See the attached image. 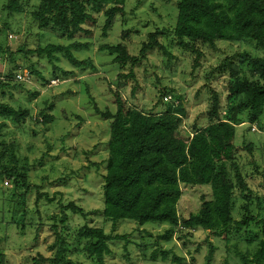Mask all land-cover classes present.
I'll use <instances>...</instances> for the list:
<instances>
[{"label": "rangeland", "instance_id": "1", "mask_svg": "<svg viewBox=\"0 0 264 264\" xmlns=\"http://www.w3.org/2000/svg\"><path fill=\"white\" fill-rule=\"evenodd\" d=\"M9 1L0 0V75L12 65L9 66L7 54L20 49L32 54L13 57L17 71L29 72L32 67L45 81L34 75L32 84H18L21 82L14 80L15 83L0 88V101L26 111V117L18 123L0 118V155L4 149L0 167L15 168L17 175L25 179L15 183L0 176V264H51L58 247L53 225L67 248L59 264H95L83 251L85 240L77 237L84 226L127 236L126 244L122 240L111 242L104 264H176L170 257L162 260L158 254L151 261L150 255L159 249L170 250L183 259L181 264H243L239 256L249 257L262 236V225L257 221L264 222V117L258 121L259 128L255 123L249 124L247 113L241 112L232 141L239 148L234 155L239 172L246 176L253 194L261 195L249 206L256 222L231 232L226 240L202 230L189 234L174 230L169 241H156L167 225L146 223L138 227L121 220L111 230L102 219L101 176L107 158L109 123L94 113L93 104L101 111L114 113L111 91H116L128 107L159 113L166 110L163 97H168L172 107L182 103V125L190 133L192 127L208 124L212 94L218 97L219 119L229 117V76L226 69L218 68L221 63L228 59L244 70L246 62L240 63L238 55L264 57V51L248 40L219 41L215 49H210L200 41L184 39L200 54L195 57L190 49L178 47L171 35L178 0H126L124 15L115 20L106 37L101 35L103 17L99 14L95 15L98 24L92 36L76 40L86 44V48L73 49V55L78 60L89 59L95 70L72 68L62 55L53 54L55 60L50 62L45 55L37 56L34 52L49 44L70 43L51 30L36 28L29 13L37 0H15L17 12L7 10ZM156 30L160 32L157 41L167 55L151 50L132 68V78L117 80L118 74L128 75L129 66L119 67L99 46L122 42L130 56L139 57L148 35ZM51 80L59 83L50 86ZM42 113L51 116L52 121L42 123ZM249 144L251 152L242 148ZM229 163L225 165L232 177ZM210 195L207 185L182 188L177 214L186 218L196 213L201 198L209 200ZM239 199L238 196L234 201L231 213L235 220L241 214ZM70 203L80 211L66 209ZM63 215L66 221L62 224L59 220ZM210 246L214 252L207 262Z\"/></svg>", "mask_w": 264, "mask_h": 264}, {"label": "trees", "instance_id": "2", "mask_svg": "<svg viewBox=\"0 0 264 264\" xmlns=\"http://www.w3.org/2000/svg\"><path fill=\"white\" fill-rule=\"evenodd\" d=\"M125 1L37 0L29 13L36 28L51 30L70 43L49 44L34 52L37 56L45 55L50 62L55 60L53 54H59L72 68L89 67L95 70L89 59L78 60L73 55V49L86 48V44L76 40L92 36L93 28L98 24L95 15L99 14L103 17L101 35L106 37L115 20L124 15ZM6 8L11 12L19 11L15 0H10ZM176 10L171 35L178 47L190 49L195 57L199 58L200 54L184 39L200 41L210 49H215V43L219 41L248 40L255 42L257 47L264 51V0H178ZM159 35L160 32L157 30L148 35L147 43L143 44L139 51V57L130 56L122 42L101 45L99 50L106 51L112 56L119 67L129 66L128 75L118 74L117 80L132 78V68L147 52L157 49L167 55L164 47L157 41ZM29 54L32 53L20 49L14 54L10 52L7 54L9 66L12 65L4 75H0V88L15 83L14 76L19 68L13 64V57L16 55L26 57ZM238 58L240 63L246 62L244 70L228 59L218 67L226 69L229 76L228 119H219L218 97L212 94L208 124L202 128L192 127L190 133H187L182 125L185 111L181 102L173 107L169 102L165 103L167 108L164 112H144L128 107L119 93L109 88L115 112L101 111L93 104L94 113L109 123L107 158L101 179L102 219L110 224L111 230H114L119 221L126 220L138 227L146 223L167 225V230L156 236V241H169L175 232L189 234L195 230L207 231L226 240L231 232H239L251 222H256V217L250 213L249 206L253 200H259L261 195L253 194L246 176L239 172L234 160L239 148L232 144V141L235 127L241 122L239 119L241 112L247 113L249 124L255 123L261 128L258 121L264 117V57H251L243 53L238 55ZM29 69L30 81L34 75L37 80L45 81L40 72L32 67ZM62 73L64 76L67 74ZM41 116L42 123L52 121L51 116L44 113ZM25 117V110L15 109L0 101L1 119L18 123ZM250 145L242 148L251 152ZM0 156H4V149ZM225 162H230L232 177L228 175ZM256 168L255 166V172ZM1 174L15 183L25 180L23 175H17L15 168L7 170L0 167V176ZM202 185L210 188L209 200L201 198L196 213L189 214L186 218L179 217L177 203L182 195V188ZM238 196L242 201L241 214L239 219L235 220L231 213ZM65 208L72 212L80 211L71 203ZM65 221L66 217L63 215L59 222L63 224ZM257 222L262 225V236L249 257L239 256L243 264H264V222L261 220ZM51 229L58 241L51 264H59L63 261L62 255L67 252V248L56 226L53 225ZM77 237L85 240L83 251L95 264H104V257L110 253V244L114 240L128 243L126 235L106 233L102 228L95 227L80 228ZM213 252L214 248L210 246L205 257L207 262L210 261ZM157 254L164 261L170 257L176 264H181L183 260L171 254L170 250L159 249L150 255L151 261H155Z\"/></svg>", "mask_w": 264, "mask_h": 264}, {"label": "built area", "instance_id": "3", "mask_svg": "<svg viewBox=\"0 0 264 264\" xmlns=\"http://www.w3.org/2000/svg\"><path fill=\"white\" fill-rule=\"evenodd\" d=\"M14 80L21 83H27L32 84V81H30L29 73L26 70H19L15 73ZM57 83H59L57 80H51L49 85L55 86ZM170 100L168 97H164V101L168 102ZM255 128H253V131Z\"/></svg>", "mask_w": 264, "mask_h": 264}]
</instances>
